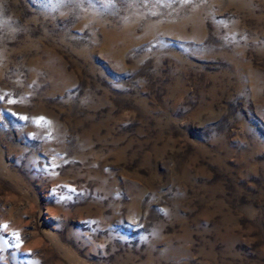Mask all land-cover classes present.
I'll use <instances>...</instances> for the list:
<instances>
[{
	"label": "rangeland",
	"instance_id": "rangeland-1",
	"mask_svg": "<svg viewBox=\"0 0 264 264\" xmlns=\"http://www.w3.org/2000/svg\"><path fill=\"white\" fill-rule=\"evenodd\" d=\"M0 264H264V0H0Z\"/></svg>",
	"mask_w": 264,
	"mask_h": 264
}]
</instances>
